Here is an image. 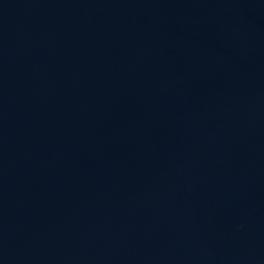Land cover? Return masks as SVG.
<instances>
[{
  "label": "water",
  "instance_id": "1",
  "mask_svg": "<svg viewBox=\"0 0 264 264\" xmlns=\"http://www.w3.org/2000/svg\"><path fill=\"white\" fill-rule=\"evenodd\" d=\"M0 264H264V0H0Z\"/></svg>",
  "mask_w": 264,
  "mask_h": 264
}]
</instances>
